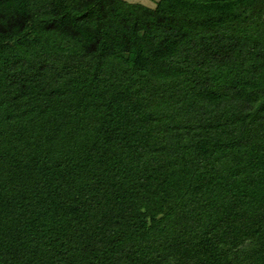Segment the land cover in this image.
Returning <instances> with one entry per match:
<instances>
[{
	"label": "trees",
	"instance_id": "trees-1",
	"mask_svg": "<svg viewBox=\"0 0 264 264\" xmlns=\"http://www.w3.org/2000/svg\"><path fill=\"white\" fill-rule=\"evenodd\" d=\"M0 264H264V0H0Z\"/></svg>",
	"mask_w": 264,
	"mask_h": 264
},
{
	"label": "rangeland",
	"instance_id": "rangeland-1",
	"mask_svg": "<svg viewBox=\"0 0 264 264\" xmlns=\"http://www.w3.org/2000/svg\"><path fill=\"white\" fill-rule=\"evenodd\" d=\"M130 3L142 4L154 8L159 0H125Z\"/></svg>",
	"mask_w": 264,
	"mask_h": 264
}]
</instances>
